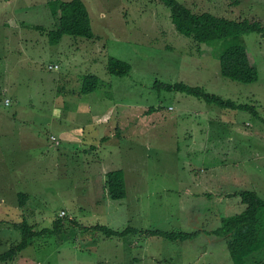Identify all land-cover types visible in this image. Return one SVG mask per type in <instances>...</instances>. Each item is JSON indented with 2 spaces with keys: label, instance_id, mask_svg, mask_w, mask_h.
Wrapping results in <instances>:
<instances>
[{
  "label": "rangeland",
  "instance_id": "obj_1",
  "mask_svg": "<svg viewBox=\"0 0 264 264\" xmlns=\"http://www.w3.org/2000/svg\"><path fill=\"white\" fill-rule=\"evenodd\" d=\"M50 1L0 0V255L21 243L24 222L37 233L61 219L65 229L35 237L0 264H234L225 239L209 233L221 218L246 208L238 192L254 191L264 200L263 36L243 37L259 79L242 84L220 73L223 43L215 49L180 34L157 0H82L94 37L64 36L59 43L48 37L59 25ZM177 1L196 14L258 18L264 27V0ZM113 58L131 72L111 75ZM55 64L61 66L51 70ZM88 75L100 86L85 100L110 108L106 127L113 138L95 143L94 152H86L87 144L66 145L64 154L54 146L59 123L76 122L72 112L87 116L79 95L57 88L77 93ZM179 83L255 112L221 109L165 88ZM94 132L86 124L87 136ZM50 148L54 163L41 161ZM108 169L123 170L124 200L109 197L106 176L100 185L95 181ZM20 194L31 202L22 205ZM96 227L137 234L105 239ZM151 231L199 234L172 242L148 236ZM245 264H264V250Z\"/></svg>",
  "mask_w": 264,
  "mask_h": 264
},
{
  "label": "trees",
  "instance_id": "obj_2",
  "mask_svg": "<svg viewBox=\"0 0 264 264\" xmlns=\"http://www.w3.org/2000/svg\"><path fill=\"white\" fill-rule=\"evenodd\" d=\"M166 6L171 13L172 22L176 30L185 37L191 38L194 42L205 44L217 49V45L223 43L220 54V73L223 77L242 84H252L258 81L257 68L253 67L248 59L247 48L243 37L250 34L262 35L264 38V27L262 20L241 19L230 20L219 18L212 14L193 13L185 5L177 0H157ZM49 8L53 17L58 20L59 25L54 31L48 32L50 43H59L64 36L75 38L92 39L94 37L91 19L82 0H53L49 2ZM41 29V27H36ZM131 66L119 59H111L108 64V72L111 75L124 77L131 72ZM100 79L95 75H88L83 78L82 85L77 93L65 91V88H57V93H69L77 96L79 100L84 95H89L98 90ZM168 91H179L186 95L200 99L207 104L216 105L221 109L239 110L255 112L254 106L237 104L234 101L226 100L220 96L208 93L202 87H193L183 83L166 85ZM153 111V109L151 110ZM105 186L109 197L114 201H121L127 197L126 179L123 170H113L106 174ZM236 196L241 198L246 208L239 214L221 218L220 226L211 235L225 239V243L234 264H245L246 259L252 254L264 250V200L254 191H240ZM26 203L28 196L20 194ZM262 219V220H261ZM74 221V220H72ZM72 223V222H71ZM76 224V222H73ZM52 229H45L41 232H34L32 226L24 222L18 229L22 230L23 237L21 243L12 248L9 252L0 255V262L12 261L18 253L26 249L33 243L37 236L60 235L64 229L63 221L54 222ZM95 231H100L105 239L112 237H124L126 234H137L134 229H127L124 233L117 232L108 227H96ZM199 234L193 232H162L151 231L148 236H159L168 241H188L193 240Z\"/></svg>",
  "mask_w": 264,
  "mask_h": 264
},
{
  "label": "crops",
  "instance_id": "obj_3",
  "mask_svg": "<svg viewBox=\"0 0 264 264\" xmlns=\"http://www.w3.org/2000/svg\"><path fill=\"white\" fill-rule=\"evenodd\" d=\"M55 65L61 66V64H55ZM87 96H89V95H84V98L82 96L80 101H79L80 103L85 104L82 107H84V109L86 110L84 113L87 116L86 119L79 118L80 114H82V113L72 112L71 114H68V116L70 119L75 118L77 120L76 122L74 121L73 123H67L64 125H62V123H59V127H58L59 128V136L57 137L58 140H57V142H55L54 146L61 148L63 153L67 150L66 145L69 147L72 145H80L81 146V145H85V144H87L86 152H90V151L94 152V151H97V146L95 145V143L98 144V142L101 143L104 141L107 143L113 138V135L111 133L109 134L111 127H109V126L106 127V125H109L112 121L111 113L109 111L110 108L105 109V110H100L97 107L98 100L93 99V101L91 103H89V102H87V100H85ZM20 103L22 105H24L22 102H20ZM22 105L17 103L18 108H22L23 107ZM71 116H72V118H71ZM79 120H84L85 122L83 123V121H81L82 124H79ZM128 121L130 123L129 118H128ZM86 124H88V126L90 128H93L95 130V132L92 135L87 136ZM119 129L117 127L116 131L118 132ZM115 136H117L116 133H115ZM113 140H115V138ZM38 145L40 146L39 143H38ZM62 145H65V148H62ZM52 149L53 148L44 150L43 154H45V157L41 161L49 162V157H51L50 162L54 163L55 160L52 158H54L56 156V154L50 152V150H52ZM43 154L41 153L40 156H43ZM41 161H40V163H41ZM109 162H111V160H109ZM49 165H51V164H49ZM115 170H121V169H115ZM110 171H113V170L108 169V170H102V171L97 172L96 176H95V181L98 180V183L100 185L99 181L101 180V182H102V180H103L102 178H104L106 176V174ZM101 194L104 196V193H100V195ZM95 197L99 201L98 196L96 195ZM30 202H31V200L27 199L25 206L28 205V203H30ZM208 236L210 237V235H208Z\"/></svg>",
  "mask_w": 264,
  "mask_h": 264
},
{
  "label": "built area",
  "instance_id": "obj_4",
  "mask_svg": "<svg viewBox=\"0 0 264 264\" xmlns=\"http://www.w3.org/2000/svg\"><path fill=\"white\" fill-rule=\"evenodd\" d=\"M55 69H58V66L57 65L51 67V70H55ZM171 110H172V108H171Z\"/></svg>",
  "mask_w": 264,
  "mask_h": 264
}]
</instances>
